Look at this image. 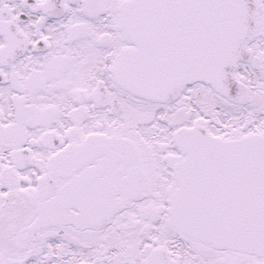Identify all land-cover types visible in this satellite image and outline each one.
Returning <instances> with one entry per match:
<instances>
[{"label":"snow or ice","instance_id":"snow-or-ice-1","mask_svg":"<svg viewBox=\"0 0 264 264\" xmlns=\"http://www.w3.org/2000/svg\"><path fill=\"white\" fill-rule=\"evenodd\" d=\"M0 264H264V0H0Z\"/></svg>","mask_w":264,"mask_h":264}]
</instances>
